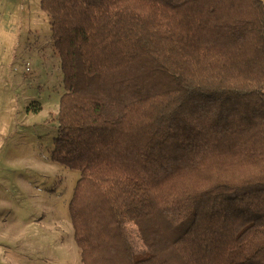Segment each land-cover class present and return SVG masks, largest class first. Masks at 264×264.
Here are the masks:
<instances>
[{"label": "trees", "instance_id": "obj_1", "mask_svg": "<svg viewBox=\"0 0 264 264\" xmlns=\"http://www.w3.org/2000/svg\"><path fill=\"white\" fill-rule=\"evenodd\" d=\"M40 6L83 264H264L262 0Z\"/></svg>", "mask_w": 264, "mask_h": 264}, {"label": "rangeland", "instance_id": "obj_2", "mask_svg": "<svg viewBox=\"0 0 264 264\" xmlns=\"http://www.w3.org/2000/svg\"><path fill=\"white\" fill-rule=\"evenodd\" d=\"M40 1L0 0V264H83L69 211L81 174L52 160L65 87Z\"/></svg>", "mask_w": 264, "mask_h": 264}]
</instances>
